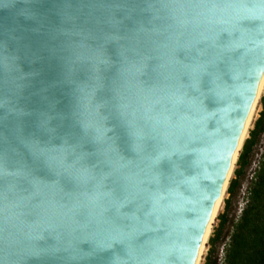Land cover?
<instances>
[{
	"label": "clouds",
	"instance_id": "clouds-1",
	"mask_svg": "<svg viewBox=\"0 0 264 264\" xmlns=\"http://www.w3.org/2000/svg\"><path fill=\"white\" fill-rule=\"evenodd\" d=\"M264 89V0H0V264H198Z\"/></svg>",
	"mask_w": 264,
	"mask_h": 264
},
{
	"label": "trees",
	"instance_id": "trees-1",
	"mask_svg": "<svg viewBox=\"0 0 264 264\" xmlns=\"http://www.w3.org/2000/svg\"><path fill=\"white\" fill-rule=\"evenodd\" d=\"M261 102L263 108L240 152L238 167L235 170L236 176L230 181L228 187L230 196L226 201V207L229 206L245 167L250 162L249 158L253 147L264 131V95ZM246 194L247 203L239 220L234 224L223 264H264V152ZM219 219L218 229L210 238L211 247L205 264H212L215 242L219 239L227 221V213L220 214Z\"/></svg>",
	"mask_w": 264,
	"mask_h": 264
},
{
	"label": "rangeland",
	"instance_id": "rangeland-1",
	"mask_svg": "<svg viewBox=\"0 0 264 264\" xmlns=\"http://www.w3.org/2000/svg\"><path fill=\"white\" fill-rule=\"evenodd\" d=\"M263 95H264V89H263L261 97H260V104H259L258 109L256 111V114L254 116L252 125L248 130V136L246 137V139L249 138L250 131L254 128L255 121L259 117L260 111L263 108L262 102H261V98ZM243 145H244V143H243ZM242 148H241V150H242ZM241 150H240V152H241ZM263 152H264V131L260 135L258 142L253 147L252 153H251L250 158H249L250 162L245 167L244 174L240 178V182L236 187V191L230 199L231 201H230L229 206L226 207V201L230 196V193L228 191V187H229L231 179L235 178V176H236L235 170L238 167V163H237L238 159L235 163L232 175H231L229 182H228L226 195L223 199L222 207H221L219 213L217 214V217L215 218V222L213 223L212 232L208 238L207 248H206L205 254L203 255V259H202L201 264H205V262L207 260V256L209 254V250L211 247L210 238L214 236L215 231L218 229V226L220 224L219 215L222 214L223 212H226L227 213V221H226V223L222 229V232H221L219 239L215 242V249H214V252L212 254V264H223L224 263L226 248H227L228 243L230 241L231 234L233 233L234 224L239 220V218L242 214V211H243L244 207L246 206V203H247V194L246 193H247L249 185L251 184V181L253 179L255 171L258 168V165H259V162H260L261 157L263 155Z\"/></svg>",
	"mask_w": 264,
	"mask_h": 264
},
{
	"label": "bare ground",
	"instance_id": "bare-ground-1",
	"mask_svg": "<svg viewBox=\"0 0 264 264\" xmlns=\"http://www.w3.org/2000/svg\"><path fill=\"white\" fill-rule=\"evenodd\" d=\"M262 91H263V89H261V90L258 91V95H257V97H256V99H255V101H254V103L252 104V107H251V110H250V114H249V116H248V119H249V121H250L249 126H248V130H249V128H250L251 125H252V122H253L254 116H255L256 111H257V109H258V106H259V104H260V97H261ZM248 130H247L246 137L248 136ZM246 137H245V139H246ZM237 159H238V155H237V157H236V159H235V161H234V163H233V165H232V168H231L230 171H229L228 179H229V178L231 177V175H232V172H233V169H234V166H235V163H236ZM228 179H227L226 182H225V185H224V191H223L222 196H221V198H220V201H219V204H218V207H217V210H216V214H215V217H214L213 223L215 222V218L217 217V214L219 213V211H220V209H221V207H222L223 199H224V197H225V195H226V190H227V186H228ZM213 223H212V226H211V229H210V233H209V235L207 236V238L205 239V240H206V243H205V244L203 245V247L201 248V259L199 260L198 264H201V263H202L203 255L205 254V251H206V248H207V241H208V238H209V236H210V234H211V232H212Z\"/></svg>",
	"mask_w": 264,
	"mask_h": 264
},
{
	"label": "water",
	"instance_id": "water-1",
	"mask_svg": "<svg viewBox=\"0 0 264 264\" xmlns=\"http://www.w3.org/2000/svg\"><path fill=\"white\" fill-rule=\"evenodd\" d=\"M257 95H258V92H257V94H256V97H257ZM255 99H256V98H255ZM254 101H255V100H254ZM254 101H253V103H254ZM250 110H251V109H250ZM250 110H249L248 116H249V114H250ZM249 123H250V121H249V119H248V117H247V120H246V122H245V124H244L243 131H242L241 136H240L239 143L237 144V147H236L235 152L232 154V156H233V163H234V161H235L237 155H238V157H239V155H240V150H241V148L243 147V143H244V141H245V137H246V134H247V130H248ZM229 171H230V170H229ZM227 179H228V177L226 178V180H227ZM229 179H230V178H229ZM229 179H228V182H229ZM226 180H225V182H226ZM224 185H225V184H224ZM219 201H220V200H218L217 205H216V207H215V209H214L213 218H212L211 223H210V225H209V229H208V231H207V233H206V237H205V239L207 238V236H208L209 233H210V229H211V226H212V223H213V220H214L215 214H216V210H217V207H218Z\"/></svg>",
	"mask_w": 264,
	"mask_h": 264
}]
</instances>
